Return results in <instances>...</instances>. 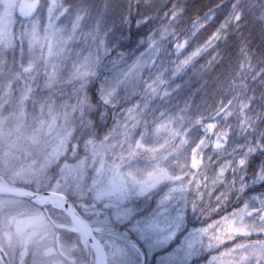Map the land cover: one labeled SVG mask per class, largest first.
Wrapping results in <instances>:
<instances>
[{
    "label": "snow or ice",
    "instance_id": "snow-or-ice-1",
    "mask_svg": "<svg viewBox=\"0 0 264 264\" xmlns=\"http://www.w3.org/2000/svg\"><path fill=\"white\" fill-rule=\"evenodd\" d=\"M5 2L0 0V3ZM12 2H18L19 15L0 12V95L9 102H21L24 124L30 128V143L40 149L38 173L48 198L70 203L94 220L102 264H143L146 250H165L159 264H184L179 247L166 250L177 238V229L165 223L163 209L153 211L150 206L140 210L127 200L112 207L110 201L102 198L113 192L125 194L133 186L143 191L166 180L178 183L181 190H190L195 184L193 208L198 207L207 218L224 210L230 202V193L244 189L245 178L238 177L237 171L245 167L247 157L253 152L260 151L264 155V133L257 142L242 146L239 157L233 153L218 161V170L211 176L207 172L210 159L206 162L204 152L212 149L225 155L231 132L217 131L220 129L218 121L220 118L230 120L235 114L234 107L243 114L242 123L253 127L248 113L254 97L247 100L233 97L226 102L222 99L211 115L195 120L184 114L166 117L163 113L159 118L153 116L151 121L148 118L151 97L169 95L158 68L160 42L175 38L178 57L175 72L178 73L207 49H213L231 20L241 19L242 13L237 11L239 3L233 4L230 19L213 32L202 47L197 46L190 52L185 51L189 37L181 41L176 32L183 12L178 4H173L165 15L159 38L150 42L148 53L127 64L111 84L105 81L99 103L94 104L95 68L100 50L99 47L95 52L89 49L85 54L73 49L72 42L83 35L79 30L81 17L76 18L70 29H65L59 24L68 11L62 0ZM140 2L145 8L157 6V0ZM261 8L264 9V5ZM206 26L196 20L191 25L190 35L195 37ZM215 60L213 56L209 63ZM239 70L242 77L251 74L253 80L264 83V68L257 71L246 53ZM139 83L143 84L140 101L119 110L118 114L113 113L109 125V114L101 110L99 104L118 108L115 103L118 88ZM243 87H248L246 79ZM188 107L186 105V109ZM255 119L264 120V114L258 113ZM206 120L217 122L206 123ZM193 125H200L203 135L195 144H190L188 133ZM149 135L155 137V144L145 143V136ZM142 155L152 160V170L139 177L126 171L130 162ZM169 162L179 169V174L167 167ZM193 169L203 171L193 172ZM197 176L203 178V184ZM104 178L109 179L106 189L102 187ZM253 179L264 183V170ZM218 185L224 191L216 197L215 205L210 196L206 204L205 194ZM202 186L205 192L200 191ZM99 208H103V218ZM200 231L207 239V247L218 253L212 256V264H264V198L256 197L252 202L236 205L230 215L207 224Z\"/></svg>",
    "mask_w": 264,
    "mask_h": 264
},
{
    "label": "trees",
    "instance_id": "trees-1",
    "mask_svg": "<svg viewBox=\"0 0 264 264\" xmlns=\"http://www.w3.org/2000/svg\"><path fill=\"white\" fill-rule=\"evenodd\" d=\"M62 2L67 8L74 6L83 7L86 5L85 7H91V11L93 7L99 8L97 4L101 2L102 21L105 22L104 24L102 22L105 38L109 39V41L113 38V41L110 42V44L113 43L112 49L109 50L105 59L106 63L112 57H115L117 60L120 58L125 59L128 62L129 60L132 61L136 55L147 54L150 42L153 38H159V31L165 23V15L173 4H178L179 10L183 12V18L177 26L176 32L181 37V41L185 39V36L189 37V45L185 51L190 52L195 50L197 46L202 47L212 33L217 31L225 21L230 19L233 12V4L238 2L240 7L237 11L242 13L241 19L238 22L231 20L223 32L222 38L216 41L214 48L207 49L204 54L197 57L192 63L183 68L182 71L175 72V64L178 61L174 48L175 38L169 37L160 42L158 68L165 80L163 87L169 95L163 96L161 94L160 96L151 97L149 101L151 110L148 114L150 112L155 114L159 110L158 113H163L166 117H177L184 114L195 120L202 115L205 117L211 115L222 99L226 102L229 98L233 97H240L245 100L248 97H254L252 107L248 113V118L251 119L253 127H247L245 123H242L244 119L243 114L236 107L233 108L235 114L230 120L219 119L220 129H217V131L230 130L231 134L225 155L212 150L210 165L207 169L208 176H211L214 170H218L217 162L222 161L226 155L234 153L239 157L242 146L252 144L257 142V139L260 140L262 138L264 120L257 121L255 117L258 113L264 114V83H261L259 80H253L251 74L242 77L239 65L246 53L251 58L257 71L264 68V9L261 8V5H264V0H157L155 8H145L140 0H62ZM196 20H200L202 24H206L207 26L202 27L196 36L192 37L189 30L192 23ZM213 56L216 57V60L209 63ZM180 58L183 59L184 57L181 56ZM103 62L102 68L105 69ZM145 79H148L147 73H145ZM245 79L247 80V88L243 87ZM95 84L97 85V83ZM142 95L143 84H141L137 94L123 99L118 104V108H105L103 104H99V107L101 110L108 112V123L111 125L113 113L118 114L119 110H123L130 104L139 102ZM16 103L15 100L9 102L3 114L6 115L12 109H19L20 106L17 108ZM93 103H99L97 97H95ZM186 105L189 106L187 109ZM4 108V106L0 105V109ZM148 118L150 120L149 115ZM213 122L217 121L206 120V123ZM198 126L201 127L200 125H193L191 128ZM27 130H30V128L28 127ZM29 137L30 135L26 134V140ZM28 142L27 145L25 141L24 148L19 150L20 153L13 156L14 159H11L12 161L9 160L10 157L0 158V166L4 167H1L3 171L2 173L0 172V175L2 174L1 176L14 185L24 186L34 191H45L42 183L36 184L12 180L13 175H25L27 169L31 170L30 166L32 162L34 165H38L40 149L32 146L30 140ZM7 146L9 145L6 144L4 146V142L0 140L1 151L7 149ZM262 156L260 151H255L247 157L245 167L237 171L238 177L245 178L246 186L242 191L230 193V202L224 210L217 211L207 218L198 207L193 208L196 191L195 184L192 185L191 189L184 196L176 195L177 199L180 197V206L182 205V212L186 219L184 233H187L191 227L205 225L231 213V211L235 210L236 205L246 202L252 193L256 191L264 193V183L259 180L253 181L254 179L251 178V173H249V171H252L251 167L255 166L253 162H259V159L262 161ZM145 157L146 159H150L147 156ZM258 157L260 158L257 159ZM138 158L144 157L139 156L134 160ZM262 162V169H264V161ZM6 165L7 168L5 169ZM20 165L23 167H20ZM11 166L14 169H9ZM192 171L198 172L203 171V169H193ZM228 178L229 180L232 179L231 173H229ZM197 180H200L203 184L202 177L197 176ZM251 181L253 182L250 184L249 189L254 188L255 191L248 190V185ZM208 183L210 185L211 181L209 180ZM164 190L168 192L167 188ZM149 191L138 195L134 198V201L129 200V202L136 204L140 210L149 209L150 206L153 211L158 210L162 192L156 189ZM200 191L205 192L203 186ZM222 191H224V188L219 185L215 188H209L207 194L204 196L205 203L209 202L210 196L211 203L215 205L216 197ZM183 198L188 203L186 207H184L182 202ZM81 214L88 218L84 213L81 212ZM93 226L96 227V225ZM181 236L182 234L178 235L166 250L171 251L179 247ZM164 251L146 250L145 264H155L157 262L156 257L162 256ZM210 252L216 253L214 250L198 249L196 253H192V256L182 258V260L184 264H201L209 255L213 254ZM208 253L210 254L208 255Z\"/></svg>",
    "mask_w": 264,
    "mask_h": 264
},
{
    "label": "rangeland",
    "instance_id": "rangeland-1",
    "mask_svg": "<svg viewBox=\"0 0 264 264\" xmlns=\"http://www.w3.org/2000/svg\"><path fill=\"white\" fill-rule=\"evenodd\" d=\"M97 5L99 6V8L93 7L92 11H91V7L89 8L85 7L86 5L83 7L82 6L70 7L68 8V11L60 18L59 24L62 28L70 29L71 25L75 22L76 18L81 17L79 30L83 35H78L76 39L72 42L73 49L77 53L84 52L85 54H87L89 49L95 52L96 48L99 47L100 56H99L97 67L95 68L96 76L94 78V80L96 81L95 83H97V87H96L97 96L96 97L98 98V101H99L100 90L105 87V81H107L108 84H111L118 76L120 70H122L127 64H131L139 60L142 56H145L146 54L136 55L132 59V61L129 60L128 62L125 59H124L125 61L121 58L117 60L115 57H112L106 63L105 59L107 58V54L109 53V50L112 49L113 43L110 44V42L113 41V38H111L112 40L110 41L109 39L105 38L104 27L102 26V22L103 24L105 22L102 21L101 2H98ZM4 11H7L11 15H19L20 8H19L18 2L13 3L12 0H6L5 3H0V12H4ZM85 36H87L88 38L85 39ZM102 62L105 64L103 66L105 67V69L102 68ZM141 84L142 83L134 84V85H121L116 92V100H115L116 105H118L123 99H127V97L129 96L137 94L139 92ZM16 102H17L16 107L18 108L21 102L20 101H16ZM8 103L9 101L4 99L3 96L0 95V105L5 107L4 109H0V140L4 142V146H6V144L9 145L7 146V149H4L2 151L0 150V154H2L0 155V158L10 157L9 160L12 161L11 159H14L13 156L15 154L20 153L19 150L24 148L25 141L28 145L29 143L28 141L30 140V137L29 139L26 140V134L30 135V130H27L28 126L24 124V111L22 110V107L16 110L14 109L10 111L8 110L9 113H7L6 115L3 114ZM158 111L155 114H152L151 112L150 114H148L150 117L149 121H151L152 115L155 116V118H159L161 113L160 112L158 113ZM188 135L190 139V144H195L203 135V130L199 126L193 127L189 131ZM213 139H215V137H213ZM145 143L148 145H153L156 143V139L155 137L150 136V135L145 136ZM161 143H163V141H161ZM156 146L157 148H159V145H156ZM204 155H205V160L207 162L212 155V149H206V151L204 152ZM145 156L147 155H142L141 157H144V158H138L137 160H133L132 162H130V166L126 169V171H131L133 172L134 175L138 177L146 175L147 172L152 170L153 162L150 159H146ZM262 157H263L262 161H264V155ZM259 158L260 157H258L257 159ZM262 161L261 159H259L260 163L258 161L253 162L255 166H252L251 167L252 171H249V173H251V178L256 176L258 172L264 170L262 169L263 167ZM7 165L5 169L7 168ZM189 166H190V159H189ZM1 167L3 166H0V172L2 173L3 169H1ZM20 167H23V166L20 165ZM167 167L173 173L179 174V169L175 168L173 163L169 162ZM10 168L14 169L12 168V166L9 167V169ZM30 168L31 170L27 169V173L25 175L23 174L19 175L18 173H17L18 174L17 176L13 175L12 180L24 181L28 183L33 182L36 184L41 183L40 174L38 173V165H34L32 162V165L30 166ZM1 175H0V184H6L10 186H15L21 189L34 191L33 189H30L24 186L14 185ZM255 180L258 181V179H254L253 181ZM253 181L249 183L248 190L250 188V184ZM108 186H109V179L104 178V180L102 181V187L106 189L108 188ZM166 188L168 189V192L166 190L167 193L164 190ZM151 189L160 190V192H162L161 193L162 198L159 201L158 210L163 209L164 212L166 213L164 217L165 223L168 226L177 229V236L182 234V236L180 237L181 240L179 242L181 257L189 258L190 256H192V253L194 252L196 253L198 249L208 250L209 248L207 247V239L206 237L202 235L200 230L203 227L207 226V224L214 223L216 221L221 220L222 217L210 223H207L205 225L191 227L190 230L187 231V233H184L186 219L184 218V213L182 212V205L180 206V203H181L179 202L180 197L179 199H177L176 195L184 196V194L187 193L189 190L182 191L180 188V185L174 181H167V180L162 181L159 184L155 185L154 187L145 188L143 191H140L139 189L135 188V186H133V188L128 189L125 194H119V193L113 192L111 195L105 196L102 199L106 201H110L111 203L109 206L115 207L117 206V202L123 203L125 202V200H127L128 202L129 200L134 201V198H136L138 195L144 194L145 192ZM256 197L264 198V193L258 192V191L252 193L246 202H252L253 198H256ZM182 200H183L182 202L184 204V207H186L188 204L186 199L183 198ZM77 212L80 213L78 209H77ZM98 212L101 214V218H103V215H102L103 208H99ZM63 214L65 215V213ZM227 215H230V213ZM16 216L17 215H13V214L7 216V219L10 222L11 226L13 225ZM65 216L67 218V215ZM87 219L92 225H95L94 220L89 219V218ZM67 221H68L67 226L69 228H72L71 221H69L68 218H67ZM209 250H212V249H209ZM220 250L223 251L224 249L221 248ZM210 253H213V254L209 255ZM210 253H208L209 256L204 261H202L201 264H212V256L218 255V253L217 252L216 253L210 252ZM156 258H157V262H155V264H159L160 255L157 256ZM98 263L101 264L100 257L97 258V260L92 261V264H98Z\"/></svg>",
    "mask_w": 264,
    "mask_h": 264
},
{
    "label": "flooded vegetation",
    "instance_id": "flooded-vegetation-1",
    "mask_svg": "<svg viewBox=\"0 0 264 264\" xmlns=\"http://www.w3.org/2000/svg\"><path fill=\"white\" fill-rule=\"evenodd\" d=\"M11 214L17 215L12 226ZM65 215L49 204L0 194V264H92L90 244L67 226Z\"/></svg>",
    "mask_w": 264,
    "mask_h": 264
},
{
    "label": "water",
    "instance_id": "water-1",
    "mask_svg": "<svg viewBox=\"0 0 264 264\" xmlns=\"http://www.w3.org/2000/svg\"><path fill=\"white\" fill-rule=\"evenodd\" d=\"M0 194H4V195H10V196H15V197H19L22 199H27L29 201H34V197H39L42 196L44 194H47L46 191L45 192H36L34 194H29V193H22L20 191H14V190H8V189H0ZM70 206H72V204L65 203V212L67 213V215L70 217V219L78 226L79 231L83 234V236L85 237L86 241L92 245L93 247H95L101 257V263L103 261V256H102V250L99 247V241L95 236L94 230H86L78 221V218L76 216V214L72 211V209L70 208ZM144 264V261H143Z\"/></svg>",
    "mask_w": 264,
    "mask_h": 264
},
{
    "label": "bare ground",
    "instance_id": "bare-ground-1",
    "mask_svg": "<svg viewBox=\"0 0 264 264\" xmlns=\"http://www.w3.org/2000/svg\"><path fill=\"white\" fill-rule=\"evenodd\" d=\"M0 188L3 189H9V187L6 184H0ZM17 190V189H16ZM37 199V200H36ZM35 201H38L40 203L44 202V201H49L51 203V205H53L54 207L58 208V209H63L65 207V203H63L62 201H53L52 199L48 198L47 194H44L42 196H39L37 198L34 197ZM70 208L72 209V211L76 214L80 224L88 231L91 230L90 224L88 223V221L86 219H84L73 206H70ZM72 229L73 230H77L78 228L76 227V225H72ZM99 264V263H98Z\"/></svg>",
    "mask_w": 264,
    "mask_h": 264
}]
</instances>
